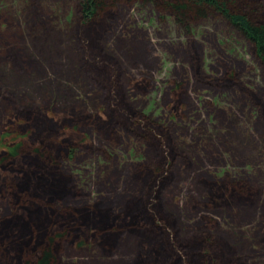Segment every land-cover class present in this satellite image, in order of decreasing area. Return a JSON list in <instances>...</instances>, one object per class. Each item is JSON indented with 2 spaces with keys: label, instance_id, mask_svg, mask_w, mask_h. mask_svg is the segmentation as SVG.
<instances>
[{
  "label": "rangeland",
  "instance_id": "1",
  "mask_svg": "<svg viewBox=\"0 0 264 264\" xmlns=\"http://www.w3.org/2000/svg\"><path fill=\"white\" fill-rule=\"evenodd\" d=\"M231 2L264 22V0ZM78 5L0 0V136L26 142L16 157L0 147V264L32 261L53 234L54 264H220L214 239L264 264V65L253 43L217 11L177 21L152 0H116L84 25ZM106 74L146 136L114 124ZM25 106L46 118L18 117ZM152 174L154 205L137 211ZM164 229L174 241L202 236L200 257L169 259Z\"/></svg>",
  "mask_w": 264,
  "mask_h": 264
},
{
  "label": "trees",
  "instance_id": "2",
  "mask_svg": "<svg viewBox=\"0 0 264 264\" xmlns=\"http://www.w3.org/2000/svg\"><path fill=\"white\" fill-rule=\"evenodd\" d=\"M116 0H78V10L80 15V21L87 25L89 22L97 17L101 12L105 11V9L108 7V3H113ZM155 3H158L162 6H166L167 8L171 9L173 17L177 21H182L183 18H186L189 16V14H198V15H204L207 11H217L221 13L227 21H229L232 25H234L240 32H242L254 45V49L256 52V55L260 59V61L264 65V22H256L253 19L249 17L248 14L244 12H240L234 8L232 5V0H152ZM90 38V37H88ZM96 46H99L98 41L94 42ZM93 44V45H94ZM97 51V50H96ZM95 51V52H96ZM99 56V52L97 53ZM95 74V73H94ZM107 75H103L104 77H97L98 81L102 83L107 88L106 101L108 104V107L110 108L109 114L114 115L113 118L114 124H121L122 126L131 129L132 131L136 132L138 135L140 134L145 135V132H142L144 128H141V124L137 121H133L132 119H128L130 114L132 115L133 112L130 111V108H128V104L125 101V96L123 95L120 83L115 81V79H110L108 81ZM109 77V76H108ZM108 82V83H107ZM101 89V88H100ZM115 91V92H114ZM113 101L116 102L115 108H113ZM33 108V109H31ZM38 106H25L23 108H20V112L18 113V117L21 115L25 117V114L27 113H34L38 115L39 119H45V113L37 112ZM73 134L76 133L75 130H73ZM143 134H142V133ZM6 136V138H5ZM8 133L0 136L1 142L0 147L2 148L1 152H4V154L7 155V157H16L18 153L20 152V149L24 147L23 141H16L12 145L9 144L11 140H22L18 139L17 136H13V138H8ZM162 136V135H161ZM165 137L167 140H169V134H166ZM150 144L154 148L153 154L156 155L157 158L163 153V149L161 146V143L158 144L157 140H160V138L155 137L154 135H151ZM155 138V140L153 139ZM24 139V138H23ZM6 140V141H5ZM7 140H9L7 142ZM156 141V142H155ZM5 149V150H4ZM32 149L41 154L42 147L39 145H36V147H32ZM43 155V154H42ZM44 156V155H43ZM7 157H3L0 159V164L2 161H4ZM53 160V159H51ZM161 163V162H160ZM158 164V163H157ZM156 168L150 167L151 170ZM158 169V168H157ZM160 169V168H159ZM153 173V172H152ZM156 176L152 174L151 179L147 183L146 188L143 191V195L139 200L136 202L137 205V211L141 210L143 211V208L152 207L153 200H152V193L154 192V186L156 185ZM140 211V212H141ZM155 211V210H154ZM153 210L148 212V214L153 218ZM155 213H158L155 211ZM151 234L153 233L152 229H149ZM177 232V230L175 231ZM155 234H153L154 236ZM164 236V238L162 237ZM157 236V235H156ZM154 236V237H156ZM159 236V235H158ZM60 237L59 234H53L52 237H50L48 244L46 247L43 248V250H40L39 254L35 256V258L32 261H26L25 264H54L55 256L52 253V245L56 238ZM170 238V231L169 230H161L159 240L161 241L160 244L162 246L165 245V251L169 259H174L176 256L180 255L182 250L187 254L189 261H196L195 259H198L200 257V254L197 252H194L195 248L203 247L204 240L202 241V236H199V238L195 239H188L187 242L184 240L176 238L177 241H174ZM207 241V239H205ZM211 241L210 247L213 250L214 254L217 255V258H220L221 263L220 264H244V261L236 257V255L232 254L231 250H233L230 246H225L222 242V240H216ZM181 246H180V245ZM197 246H196V245ZM191 247V248H190ZM195 247V248H194ZM229 247V249L227 248ZM178 248H181L178 250ZM220 253V254H219ZM202 254V253H201ZM238 258V260H237Z\"/></svg>",
  "mask_w": 264,
  "mask_h": 264
}]
</instances>
